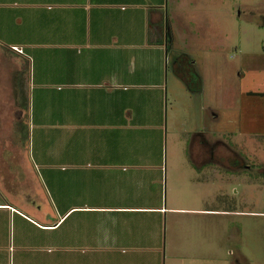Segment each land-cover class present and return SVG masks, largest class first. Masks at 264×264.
<instances>
[{"label":"crops","instance_id":"obj_1","mask_svg":"<svg viewBox=\"0 0 264 264\" xmlns=\"http://www.w3.org/2000/svg\"><path fill=\"white\" fill-rule=\"evenodd\" d=\"M170 2L0 0V53L13 66L0 69V109L19 117L32 93L40 136L28 157L21 128L0 135V264H248L241 229L253 221L264 235V207H241L243 162L218 113L188 157L177 142L165 158ZM251 167L257 200L264 172Z\"/></svg>","mask_w":264,"mask_h":264},{"label":"rangeland","instance_id":"obj_2","mask_svg":"<svg viewBox=\"0 0 264 264\" xmlns=\"http://www.w3.org/2000/svg\"><path fill=\"white\" fill-rule=\"evenodd\" d=\"M171 1L168 13L177 45L170 47L167 55L164 106L168 109V136L165 132L164 142L172 147L174 143H184L177 157H188V141L198 129L211 126L215 122L212 114L218 113L220 119L215 128L220 129L229 151L242 158L241 172L247 180L242 185L250 190L248 182L256 178L246 172L247 166H252L253 172H264V94L252 93L264 91V0ZM5 54L0 53V69L11 72L13 66L4 62ZM29 70L30 66L20 73ZM24 109L19 117L13 109H0V135L4 126H17V132L21 128L13 138H20L29 157L34 141L40 137L31 125L32 93ZM173 151L177 149L167 150L166 146L165 158L171 159ZM183 166L177 171L179 177ZM47 188L50 193L54 190ZM226 188L229 195L240 189L237 181L227 182ZM249 190L240 193L241 207H264V194L256 204V197ZM252 224L249 221L241 229L245 234L242 257L248 264H264V235L256 236ZM98 264H106L105 259L99 257Z\"/></svg>","mask_w":264,"mask_h":264},{"label":"trees","instance_id":"obj_3","mask_svg":"<svg viewBox=\"0 0 264 264\" xmlns=\"http://www.w3.org/2000/svg\"><path fill=\"white\" fill-rule=\"evenodd\" d=\"M30 66V60L27 59V62H26V68H28Z\"/></svg>","mask_w":264,"mask_h":264},{"label":"built area","instance_id":"obj_4","mask_svg":"<svg viewBox=\"0 0 264 264\" xmlns=\"http://www.w3.org/2000/svg\"><path fill=\"white\" fill-rule=\"evenodd\" d=\"M16 48L19 50V51H23L22 47L21 46H16Z\"/></svg>","mask_w":264,"mask_h":264},{"label":"water","instance_id":"obj_5","mask_svg":"<svg viewBox=\"0 0 264 264\" xmlns=\"http://www.w3.org/2000/svg\"><path fill=\"white\" fill-rule=\"evenodd\" d=\"M252 93L264 94V91H258V92H252Z\"/></svg>","mask_w":264,"mask_h":264}]
</instances>
